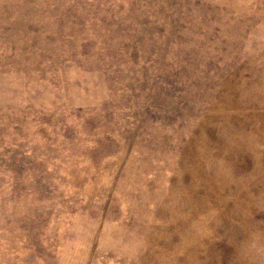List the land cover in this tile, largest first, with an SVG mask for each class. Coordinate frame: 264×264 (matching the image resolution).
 <instances>
[{
    "label": "rangeland",
    "instance_id": "1",
    "mask_svg": "<svg viewBox=\"0 0 264 264\" xmlns=\"http://www.w3.org/2000/svg\"><path fill=\"white\" fill-rule=\"evenodd\" d=\"M0 264H264V0H0Z\"/></svg>",
    "mask_w": 264,
    "mask_h": 264
}]
</instances>
